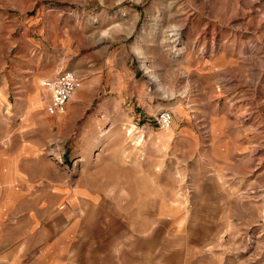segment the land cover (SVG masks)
<instances>
[{
    "label": "rangeland",
    "instance_id": "rangeland-1",
    "mask_svg": "<svg viewBox=\"0 0 264 264\" xmlns=\"http://www.w3.org/2000/svg\"><path fill=\"white\" fill-rule=\"evenodd\" d=\"M0 264H264V0H0Z\"/></svg>",
    "mask_w": 264,
    "mask_h": 264
},
{
    "label": "built area",
    "instance_id": "built-area-1",
    "mask_svg": "<svg viewBox=\"0 0 264 264\" xmlns=\"http://www.w3.org/2000/svg\"><path fill=\"white\" fill-rule=\"evenodd\" d=\"M81 82V75L74 70H64L53 78H46L43 86L51 92V99L47 105L50 114L62 113L66 110L72 95ZM172 122L169 110H163L158 117L161 127H168Z\"/></svg>",
    "mask_w": 264,
    "mask_h": 264
}]
</instances>
